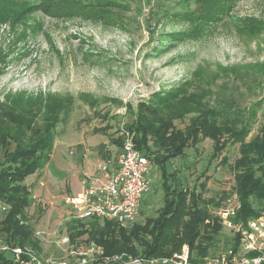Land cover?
I'll return each mask as SVG.
<instances>
[{"label": "rangeland", "instance_id": "obj_1", "mask_svg": "<svg viewBox=\"0 0 264 264\" xmlns=\"http://www.w3.org/2000/svg\"><path fill=\"white\" fill-rule=\"evenodd\" d=\"M39 3L57 5L62 14L34 10ZM211 12L217 16L209 17ZM168 93L178 98L156 115L140 110ZM1 104L31 119L40 131L52 127L51 159L26 179L39 250L25 257L40 264H82L78 251L89 258L90 246L63 243L67 237L72 241L68 224L78 221L66 200L82 191L84 177L94 171L86 167L93 169L107 155L117 158L118 137L121 146L128 137L140 144L136 125L142 121L155 131L167 122L183 132L200 115L197 109L208 106L226 107L231 117L250 114L245 143L259 134L264 125V0H0ZM241 145L231 139L212 160L213 144L205 139L169 160L167 173L176 174L184 188L205 182L204 198L218 199L233 188ZM149 178L151 190L137 219L143 226L166 206L164 178L155 163ZM234 235L224 228L219 252ZM180 252L150 259L171 260Z\"/></svg>", "mask_w": 264, "mask_h": 264}, {"label": "trees", "instance_id": "obj_2", "mask_svg": "<svg viewBox=\"0 0 264 264\" xmlns=\"http://www.w3.org/2000/svg\"><path fill=\"white\" fill-rule=\"evenodd\" d=\"M42 3L35 6L34 10H43L54 16L62 14V9L59 10L57 5L48 4L45 7ZM201 16L203 20H209V17L217 15L211 12L209 17ZM175 96L171 93L155 96L148 103L142 104L140 110L148 115L155 114V110L159 111L163 105L176 100L178 97ZM208 107L204 110L197 109L200 115L191 118L183 132L169 123L167 125V122L163 130L156 131L150 124H144V121L136 125L141 135V141H138L140 144H136L137 149L160 167L164 178L166 206L160 210L157 219H148L144 226L136 221L130 229L114 221H71L67 228L72 242L81 245L95 244L105 257H119L124 262H129L127 255L133 254L146 260L157 256H171L182 251L184 244L188 245L193 263L216 257L228 249L237 253V234L232 239L226 238L222 246L223 252H219L225 227L215 213L230 195L236 196L241 203V209L232 218L234 223H246L257 218L264 208V125L250 143H245L250 114L248 117H231L226 107L220 110ZM237 126L243 129L237 130ZM51 130L40 131V126L33 125L28 117L0 105L1 244L30 251L39 250V240L35 237L29 216L32 194L26 179L42 171L49 163L52 155ZM148 138L152 140V146L148 145ZM205 139L212 141V160L223 153L231 139L242 144L241 157L233 163V188L230 193L225 192L218 199L216 196L204 198L207 186L205 182L197 184L194 189L184 188L176 174L168 175L166 169L169 160L182 155L186 148L198 146ZM114 142L121 149L119 137ZM105 159H108V155ZM199 187L201 191L198 190ZM8 254L0 252V264H21L8 257ZM23 258L24 262L29 260L27 256ZM95 264L104 262L100 258Z\"/></svg>", "mask_w": 264, "mask_h": 264}, {"label": "built area", "instance_id": "obj_3", "mask_svg": "<svg viewBox=\"0 0 264 264\" xmlns=\"http://www.w3.org/2000/svg\"><path fill=\"white\" fill-rule=\"evenodd\" d=\"M152 160L137 149L132 138L122 144L117 158L99 160L93 172L84 177L83 189L68 198L66 204L80 221H114L121 226L134 224L139 216L143 197L151 190L149 172ZM241 209L236 196L228 197L215 215L223 226L237 234L241 243L240 252L223 253L201 262L193 263L188 247L173 258L162 260L133 259L124 262L119 257H105L95 244L89 245L87 253L78 251L82 264H95L101 258L104 264H264V208L257 218L246 223H234L232 218ZM63 243H72L69 237ZM21 247L0 243V252L9 253L21 264H40L34 257L24 262L25 252ZM57 264H70L63 260ZM73 264H79L73 263Z\"/></svg>", "mask_w": 264, "mask_h": 264}, {"label": "crops", "instance_id": "obj_4", "mask_svg": "<svg viewBox=\"0 0 264 264\" xmlns=\"http://www.w3.org/2000/svg\"><path fill=\"white\" fill-rule=\"evenodd\" d=\"M85 162V164H87V165H90V163L91 162H87V161H84ZM95 168H96V165H94V168L93 169H90L89 167H86V169L88 170V171H91V170H95ZM84 172H86V171H84Z\"/></svg>", "mask_w": 264, "mask_h": 264}]
</instances>
